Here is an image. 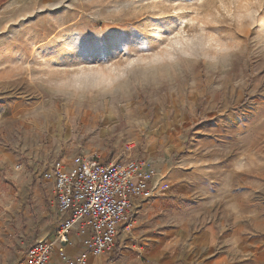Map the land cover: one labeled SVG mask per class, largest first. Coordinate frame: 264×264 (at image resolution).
Masks as SVG:
<instances>
[{
    "label": "rangeland",
    "instance_id": "1",
    "mask_svg": "<svg viewBox=\"0 0 264 264\" xmlns=\"http://www.w3.org/2000/svg\"><path fill=\"white\" fill-rule=\"evenodd\" d=\"M87 151L168 159L175 177L123 252L159 243L164 212L200 226L229 190L264 239V0L0 2V264L36 241L43 171ZM231 264H264V249Z\"/></svg>",
    "mask_w": 264,
    "mask_h": 264
},
{
    "label": "built area",
    "instance_id": "2",
    "mask_svg": "<svg viewBox=\"0 0 264 264\" xmlns=\"http://www.w3.org/2000/svg\"><path fill=\"white\" fill-rule=\"evenodd\" d=\"M128 145L131 151L134 146ZM158 170L138 153L105 161L99 154H77L53 161L42 173L51 184L61 223L53 241L36 240L22 264H49L55 245L63 264H86L92 256L115 255L120 235L135 223L141 203L153 198ZM76 233L84 251L70 257L64 250Z\"/></svg>",
    "mask_w": 264,
    "mask_h": 264
},
{
    "label": "crops",
    "instance_id": "3",
    "mask_svg": "<svg viewBox=\"0 0 264 264\" xmlns=\"http://www.w3.org/2000/svg\"><path fill=\"white\" fill-rule=\"evenodd\" d=\"M92 154L95 153L90 154L87 151L82 155ZM99 155L102 156V154ZM152 159L146 158L148 163L157 168V180L160 181L169 174V182H174V175L169 173L168 159H157L158 166H156L157 162ZM33 196L36 206L34 215H31L33 219L29 221L30 228L26 238L53 241L55 231L61 223V217L53 202L52 194L40 186H35ZM235 198L236 196L229 190L220 194L212 202L211 207L206 204L200 211V226H198V222L192 223L189 220L172 225L169 215L164 212L159 243L153 245L144 242L148 246L142 243V245L139 244L141 247L139 250L123 252L122 244L127 242L135 224L145 223L148 227L150 220L152 221L157 214L155 207L161 201L158 198L149 199L143 204L141 203L142 206L138 211V213L141 212L139 221L135 220L131 231L124 230L120 235L121 250L119 249L115 254L116 258L109 261L114 255L107 253L90 257L86 264H231L234 256H244L246 249L255 250L258 254L264 249V239L262 236L253 237L247 230L244 215L236 214L233 204ZM58 248L59 245L56 244L55 250L51 253L49 264H63ZM64 250L70 257H75L84 251L76 233L72 234L71 244L67 245Z\"/></svg>",
    "mask_w": 264,
    "mask_h": 264
},
{
    "label": "trees",
    "instance_id": "4",
    "mask_svg": "<svg viewBox=\"0 0 264 264\" xmlns=\"http://www.w3.org/2000/svg\"><path fill=\"white\" fill-rule=\"evenodd\" d=\"M0 2H4V0H0ZM117 255H114L113 257L110 258L109 261H113L116 258Z\"/></svg>",
    "mask_w": 264,
    "mask_h": 264
}]
</instances>
